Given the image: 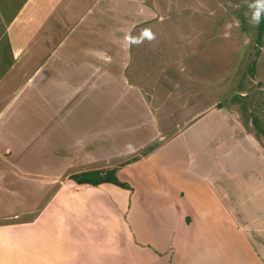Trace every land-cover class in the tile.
Wrapping results in <instances>:
<instances>
[{"label": "rangeland", "instance_id": "1", "mask_svg": "<svg viewBox=\"0 0 264 264\" xmlns=\"http://www.w3.org/2000/svg\"><path fill=\"white\" fill-rule=\"evenodd\" d=\"M104 7L107 14L91 17V33L82 29L75 55L79 57L64 60L62 67L70 71L66 81L58 90L45 91L42 100L48 111L28 109L29 102L42 101L28 94L9 112L10 127L1 126L0 218L30 205L39 212L59 192H66L58 197L65 199L74 193L66 188L74 186L71 172L107 167L104 158L122 167L169 140L154 161V172L149 169L141 176L166 173L159 177L163 190L156 196L175 193L187 211L206 213L199 228L189 232L193 259L236 264L238 258L240 264H264V0H111ZM28 61L18 78H35L44 69L40 60ZM11 62L0 60V74ZM243 130L252 133V147ZM75 142L80 144L69 154ZM78 148L83 151L76 154ZM123 174L136 179L128 169ZM179 178L206 186L192 188ZM181 189H186L183 200ZM116 194L117 204L127 203V191ZM62 201V209L50 207L37 226L21 229L14 243L11 235V244L32 249V264H47L45 240L52 237L57 248L62 218L77 221L75 234L82 238V250L104 236L90 229L97 216L94 208L81 206L78 199ZM115 207L107 208L113 219L104 212L99 215L120 238ZM134 213L136 220H145L141 226L136 222L139 233L162 247L168 234L188 237L175 224L148 225L147 212L135 208ZM255 217L262 230L255 227L253 233ZM26 219L32 222V216ZM26 234H32L27 245ZM175 243L183 247L180 240ZM191 263L189 257L183 264ZM10 264H16L15 259Z\"/></svg>", "mask_w": 264, "mask_h": 264}, {"label": "crops", "instance_id": "2", "mask_svg": "<svg viewBox=\"0 0 264 264\" xmlns=\"http://www.w3.org/2000/svg\"><path fill=\"white\" fill-rule=\"evenodd\" d=\"M108 1L111 3V0H0V48H3L2 51L4 53L0 60H12L7 70L0 74V103H3H1L2 109L0 108V130H2L1 126L10 127L12 119L9 112L16 109L18 104L16 105L15 103L23 96L27 97L29 94L31 97H38L42 100L46 93L45 91L48 92L50 89L58 90V86L63 85L67 74L70 73V71H66L68 69L62 67L64 60H74L79 57V55H75L79 53L77 50L81 48L79 39L82 29L84 32L91 30L92 16L107 14V9L105 10L104 6H106ZM135 1L136 3L138 2V0ZM87 17L88 23H84L87 21ZM82 22L84 23L83 26H81ZM87 58L89 57H85V59ZM27 60H40L44 63V69L40 74L35 75V78L28 74H23L21 78H18L24 73L25 66L29 64L30 61L27 62ZM18 66H21L19 73L16 70ZM20 81H24V83L21 84L19 83ZM47 104L44 100L41 102L32 101L29 102L28 109H37L40 113L47 112L49 109ZM238 122L243 126L242 122ZM242 133L245 140L249 141L252 147V133H245L244 130ZM0 136H2L1 133ZM1 139L3 138L0 137ZM254 141L255 143L253 142V144L256 146L258 141L256 138H254ZM169 142L168 140L149 155L138 158L137 161L126 160L122 167H117L119 163L113 165L110 163V159L104 158L105 164L108 165L107 167L92 168L93 170L118 168V178L132 187V190L122 189L127 191V203L122 206L117 204L119 199L116 194L121 188L112 184L99 186L78 185L71 181L74 186L66 188L74 193L65 196V199L64 197L61 200L59 198L61 194L66 192H59L39 212L30 205V207L21 208L20 213L9 212L6 218H0V221L3 222L0 224V264H10L12 258L15 259L16 264H32L31 259H29V257L32 258V249L28 252L27 250H22L18 245L11 244V235L14 238V243L21 229L27 228V225H32L31 227L37 226L41 221V216L44 218L47 216L50 207L58 205L62 209V205H65L62 200L67 199H78L77 203L81 204V206L94 208L93 212L97 216H95L94 227H90V229L97 228L104 233V236H101V240L96 242L91 241L90 245L82 250L80 248L82 238H80L79 234H75L78 231L75 228L77 221L72 218L71 222H69L68 219L62 218L59 227L61 228V233L56 238L57 248L54 249L55 244H52L54 241L52 237H49V240H45L49 248L42 251L47 264H183L189 257L191 264H195L196 260L191 256L195 245L189 232H194L199 228L206 213L198 209L197 211L192 209V212L187 211L185 204L181 207L179 202L176 201L175 193L171 194L166 191V196L163 195L164 197L162 198L156 196V194H159L158 192L163 190L159 177L165 178L167 174L157 170V174L154 175V167L156 166L154 161L161 157L164 147ZM79 144V142H75L73 147L70 148L71 145L67 149L69 154ZM83 146L86 148L85 144ZM82 151L83 148H78L76 154ZM257 152H259L258 146H256L254 154L258 155ZM98 157L96 156L95 160ZM73 165L75 167L80 166L77 163ZM134 168L140 169V172L134 171ZM126 169L131 171L132 174H136L134 181L128 175L125 176L123 174ZM149 169L153 170V178H149V175L142 178L144 175L141 176V174L150 172ZM84 171H74L69 174L72 175ZM179 172L183 171L179 170ZM30 176L32 177L33 175ZM171 178L172 175L170 176ZM179 181L183 184H190L192 188L206 186L199 183L191 184L189 180L182 178H179ZM39 188L43 192L46 191L41 186ZM185 190L181 189L180 191L182 200L186 196ZM78 191L79 195H76ZM215 197L219 198V195L215 194ZM191 200L196 199L192 198ZM218 203L220 204V202ZM113 205H116V214L121 221L119 226L122 229L120 238L112 233L111 227H108V221L99 215L104 212L106 216L112 218L111 212L108 215L107 208L111 209ZM135 208L148 213V218H151V220L146 222V224L163 225L172 223L175 224L176 228L179 227L180 231L186 232L188 237L178 239L168 234V238H165L167 243L164 247L151 239H147L137 230L136 222L141 226L145 220H136ZM34 211H37L38 215L32 214ZM26 216H32V222L28 221ZM189 218L192 219V222L188 221ZM254 219L256 223L252 226L254 229H251L253 233L255 232V227L256 230H262L261 226H258L260 220L256 219V217ZM66 229L73 230V234H66ZM252 231L247 232L249 238L252 237ZM6 236L9 239L8 242L1 240ZM176 240L181 241L182 248L176 246ZM29 241H32V234L24 236L25 245ZM198 255L199 257L203 256L201 253H198ZM240 263H242L241 260L237 258L236 264ZM196 264L206 263L201 258L197 260Z\"/></svg>", "mask_w": 264, "mask_h": 264}, {"label": "trees", "instance_id": "3", "mask_svg": "<svg viewBox=\"0 0 264 264\" xmlns=\"http://www.w3.org/2000/svg\"><path fill=\"white\" fill-rule=\"evenodd\" d=\"M144 154L143 156H146ZM134 158L133 161H137ZM118 168H110L107 170H91L75 173L69 176V179L78 185L99 186L102 184H112L118 188L132 190V187L117 176Z\"/></svg>", "mask_w": 264, "mask_h": 264}]
</instances>
